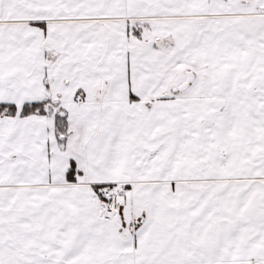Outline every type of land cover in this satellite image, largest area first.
<instances>
[{
	"label": "snow or ice",
	"instance_id": "6c2138e0",
	"mask_svg": "<svg viewBox=\"0 0 264 264\" xmlns=\"http://www.w3.org/2000/svg\"><path fill=\"white\" fill-rule=\"evenodd\" d=\"M0 264H264V0H0Z\"/></svg>",
	"mask_w": 264,
	"mask_h": 264
}]
</instances>
